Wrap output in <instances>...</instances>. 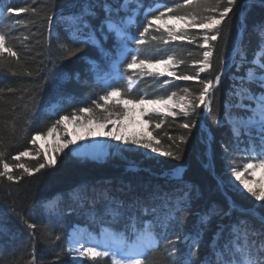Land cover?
I'll return each instance as SVG.
<instances>
[{
	"label": "trees",
	"instance_id": "1",
	"mask_svg": "<svg viewBox=\"0 0 264 264\" xmlns=\"http://www.w3.org/2000/svg\"><path fill=\"white\" fill-rule=\"evenodd\" d=\"M110 2L118 7L117 0ZM152 2L145 0V4ZM164 2L175 7L183 0ZM103 3L104 0H0L3 11V14L0 13V32L6 36V46L19 57V62L15 57H8L7 53L0 57V151L4 152L2 161L13 166L11 174L19 178L9 181L6 177H0V222L5 228L0 232V264H72L67 255H60L59 259L57 255L66 250L74 225L86 224L99 240L112 238V233L107 234L109 227L125 233L127 215L132 211L127 206L132 204L134 198L147 201L155 207L156 215L162 217L185 190L191 197L190 210L177 214L182 218L186 233L193 231L198 217L213 205L227 210L229 203L234 201L243 209L255 212V215L233 212L231 217L217 216L212 220L210 230L203 236L198 257L202 259L207 256L216 260L214 246L210 247L209 244L217 225L227 226L239 217L250 221L258 229L260 219L255 217L264 213L261 206L264 202L257 201L243 190L230 172L232 167H241L244 158L239 150L233 151L235 138L227 119L229 113L237 112L247 119L252 114L251 109L257 107V102L251 99L252 95L259 96L264 91L258 81L252 85L241 83L239 77L244 76L252 65L241 63V53L238 51L243 48L246 60L252 61L258 50L264 48L258 32V26L264 25V6L258 0H237L233 11L219 26L218 39L211 41L208 48L199 47L203 43L199 37L205 30L189 28L184 24L180 26L196 41L189 43L188 40H172L163 28L157 31V26L153 25L143 36V44L129 41L125 49L119 38L110 35L102 42V48L85 46L77 56L66 59L62 45L81 46L68 39L67 18L78 13L82 7L93 4L97 6L99 15L92 24L98 27L104 19ZM209 3L216 4L217 0H209ZM224 6L226 0L220 4V8ZM9 8H28L30 11L8 12ZM177 11L179 14H215L194 6H185ZM139 19L142 30L143 17ZM131 33L139 35L136 28H132ZM134 49H139L140 58L153 64L171 56L173 63L164 72L186 75L199 71L202 65L194 62L203 61L205 51L213 53L210 58L212 67L200 72L199 80L189 81L160 75V72L147 68L128 69L126 58L134 54ZM259 59L264 62V51H260ZM221 69L226 74L216 85L214 79ZM126 76H131L133 81L132 90L127 93L133 103L127 104V113H132L135 105H138L141 107V118L147 122L144 131L133 132L128 137L147 136L150 133L160 141L158 147L172 151L179 159L124 144L121 155L109 156L104 161L60 152L55 154L54 165L46 166L32 175L16 167L24 163L34 168L44 161L45 155L32 143L33 138L48 135L50 129H60L61 125H55V121L62 115L76 114L79 120L76 121L85 124L91 113H81L79 109L92 105V101L103 95L109 86L126 87L127 81L122 78ZM206 80L213 81V89L208 96L210 104L200 105L187 116L178 106L173 116L145 110L144 105L135 102L137 98H167L173 92L176 93L173 100H180L184 96L195 99L202 88L200 81ZM249 87L252 91L247 90ZM124 95L122 91L121 96ZM120 99L112 97L109 108H113L112 101ZM241 103L249 105V109L237 107ZM114 107L118 110L124 108L120 104ZM95 112L97 120L106 114L104 109H95ZM157 123L161 125L159 128L155 127ZM184 123L195 126L185 129L182 127ZM246 140L245 136L241 137L239 148L246 146L243 142ZM225 147L231 153L228 159L225 158ZM22 151H27L29 155L21 156L19 161L12 159ZM131 163L139 166L138 171L126 169ZM182 166H187L186 172L180 179H174V171ZM257 186V183L253 185ZM74 190H79V200L72 199ZM58 196L62 199L49 207L53 198ZM87 200L97 202L103 208V213L97 211L99 215L95 220L89 218L92 209L85 202ZM112 201L122 202L126 211L125 217L115 223L108 212L109 207L114 206ZM135 214L145 222L154 218L139 209L135 210ZM25 221L34 223L36 228H28ZM156 231L162 233L158 236L160 243L155 251L148 254L145 264H179L185 245H175L179 251L173 253V245L165 239V236L174 239L173 231L159 227ZM126 234L132 235L130 231ZM260 239L257 234L252 235L254 244L258 245ZM229 242L227 235L219 242L225 253H228ZM129 243L131 245V241ZM231 243H236L235 236ZM83 264L92 262L85 260ZM96 264H111V259H98Z\"/></svg>",
	"mask_w": 264,
	"mask_h": 264
},
{
	"label": "snow or ice",
	"instance_id": "2",
	"mask_svg": "<svg viewBox=\"0 0 264 264\" xmlns=\"http://www.w3.org/2000/svg\"><path fill=\"white\" fill-rule=\"evenodd\" d=\"M117 3L118 7H114L110 0H104L101 6L104 12V19L98 27L92 24V21L97 19L99 15L96 11L97 6L93 4L82 7L78 13L67 18L66 29L68 31V39L72 41L73 44H79L81 46L71 47L68 44L62 45V51L66 59L77 56L83 51V47L85 46H94L98 49L102 48V42L110 35H115L119 38L125 49H127L129 41L143 44L145 42L143 36L153 25L157 26V31L163 28V31L166 32L172 40H188L189 43L196 42L181 28L168 27L169 22H183L186 27L205 30L202 36L199 37V39L203 41L202 44H199V47L208 48L210 47L211 41H216L218 39L220 35L219 26L228 17L229 13L233 11V7L236 5L237 0H226V6L222 9L220 8V4L224 3V0H217L216 4L209 3V0H183V2H178L175 7L169 6L164 0H153L151 4H145V0H117ZM258 3L264 6V0H258ZM185 6L202 8L204 12L215 14L200 15V13L192 12L179 14L177 10ZM13 11L24 13L30 10L28 8L8 9V12ZM32 11L34 12L35 10ZM120 13H124V15H120ZM141 16L143 17L142 30L140 28L139 19ZM49 20L51 21V17H49ZM17 23L19 22L17 21ZM132 28L137 29L139 32L138 36L135 33H131ZM258 32L261 38V44L264 45V25L258 26ZM153 39H157V37H153ZM165 43H167V40ZM132 51L134 54L126 58L128 69H152L160 66H168L173 63L172 57L169 56L153 64L146 59L140 58L139 49H134ZM238 51L241 53V63H249L252 65L247 69L244 76L239 77L241 83L252 85L258 81L259 87L264 89V62L259 59L260 51H264V48L258 50L257 56L254 57L252 61L246 60L243 48ZM5 53H7L8 57H15L17 62H19L18 54L6 46V36L3 32H0V57H4ZM212 55V51H205L203 53L204 60L194 62L202 66L199 68V71L193 74L177 75L173 71L160 72L159 74L173 76L177 80H199L200 72H204L206 69L212 67L210 63ZM0 63H2V61H0ZM257 72H259V75H257ZM225 74L224 70L221 69L215 76L214 83L219 85L221 77ZM65 78H67L66 73ZM122 78L127 81L126 87L122 88L120 85L109 86L103 95L92 101L94 107L89 105L79 109L81 113H91V115L86 118L85 124L79 126L85 128L88 136L106 135L112 140L122 141L125 145L131 144L140 146L150 149L154 153H160L164 156H171L175 159H179L180 157L175 155L172 151L162 150L158 147L157 145H159L160 141L152 137L150 133L147 136H133L132 138L120 134V131L117 129L118 120L127 118L126 106L129 103H133V99L127 96V93L132 90V77L126 76ZM200 83L202 84V88L195 99H188L187 96L180 98L183 103L179 104V108L186 116L189 113H194L200 105L210 104L208 96L213 89V81L206 80L200 81ZM247 90L252 91L250 87ZM122 91L125 93L124 96H121ZM184 91L187 92L188 89H184ZM175 96L176 93L173 92L167 98L161 97L148 100L137 98L135 102L139 105H168L173 101ZM112 97H121V99L112 101L113 108H109L108 104L109 101L112 100ZM251 99L257 102L258 111L256 108H252V114L249 115L247 119H244L240 112L235 114L229 113L227 118L228 123L231 125L233 137L235 138L233 151L239 150L244 158V163L241 167H232L230 168V172L234 175L235 180L239 181L240 185H242L243 190H246L257 201L264 202V178H262L257 187H253V185L257 183L255 179H249L245 176V173H248L249 176L255 177L257 170L264 169V91H262L259 96L253 94ZM100 101L104 103L102 104ZM116 104L123 105L124 108L121 110L115 109L114 106ZM237 107L243 108L244 110L249 109V105H244L243 103L237 105ZM95 109H104L106 114L97 120ZM153 111L157 113L166 111L167 115H176L170 108H157L153 109ZM145 114H147V111ZM76 120V114L62 115L55 121V125L67 124L68 122L75 123ZM94 120H96L101 127H106L108 124H112L113 127L106 133L91 131L87 128V125L91 124ZM160 126V123L155 125L156 128ZM193 126L195 125L190 123H184L182 125L185 129H190ZM52 130L53 129H50L49 132ZM242 136L247 138L246 141H243L246 146L244 148H239L240 143H242ZM79 138L84 139V137ZM37 139H39V135L33 138L32 143H35ZM209 139H211V137H209ZM74 144L75 138L67 140L64 144V148ZM64 148H59L58 151L62 152ZM224 151L225 158L228 159L231 155L228 147H225ZM74 152L77 155L91 154L88 152L80 153L78 150H74ZM71 154L72 153H69V155ZM28 155L29 153L27 151H22L18 155L13 156L12 159L19 161L21 156ZM3 156L4 152L0 151V163H2L0 177H6L9 181L19 179L11 174L13 166L7 162H3ZM93 157L96 158L94 154ZM54 164L55 158H46L44 161L39 162L34 168L27 167L24 163H20L16 165V167L22 168L25 173L32 175L34 172H39L46 166ZM181 177L182 171L177 169L174 173V178L180 179ZM77 192H79V190H74L72 194L73 200L80 199ZM60 199H62V197L59 196L53 198L48 206L51 207ZM111 203L114 206H110L108 212L113 218V223H115L125 217L126 211L122 202L112 201ZM190 203L191 197L188 190H185L176 198V202L171 209L161 217L156 215L155 207L148 204L147 201L141 200L139 197L134 198L132 204L127 206V208L132 211L127 215L125 233H120L114 228L109 227L108 231L112 233V238L110 239L92 240L90 237L87 239H76L75 236H73L69 238L66 250L57 255V259H59L60 255H67L71 258L72 264H83L85 260L92 262V264H96L98 259L103 258H110L111 264H145L148 254L151 251H155L160 243L158 236L162 235V233L156 231L157 227H159L161 229L173 231V235L175 236L174 239L165 236L168 243L173 245V253L179 251L175 245H185V251L180 255L179 264H264V216L259 217L260 228L258 229L255 228L250 221L240 219L239 217L231 221L227 226L217 225V230L213 234L212 241L209 244L210 247L216 245V247H213L216 260H212L207 256L201 259L198 257V254L203 243V236L210 230L212 220L215 217H231L233 212H238L241 215H255V212L254 210L243 209L234 201L229 203L227 210L218 205H213L198 217V222L194 226L193 231L186 233L181 222L182 218L177 213L190 210ZM261 206L264 207V205ZM136 209L154 218L145 222L142 217L135 214ZM89 218L95 220V214H90ZM25 223L30 229L36 228L34 223L28 221H25ZM4 230V225L0 222V232ZM128 231L132 233L131 236L126 234ZM73 233L78 234V230L73 229ZM241 234H243L242 241ZM253 234H257L261 237L258 245L253 243ZM33 235H35L34 232ZM225 235L228 236L230 241L228 253H231V255L225 253L223 248L219 246V242L225 238ZM233 236L236 237L235 244L231 243ZM56 239L59 240L60 237L57 236ZM129 241H131V245Z\"/></svg>",
	"mask_w": 264,
	"mask_h": 264
},
{
	"label": "rangeland",
	"instance_id": "3",
	"mask_svg": "<svg viewBox=\"0 0 264 264\" xmlns=\"http://www.w3.org/2000/svg\"><path fill=\"white\" fill-rule=\"evenodd\" d=\"M163 23V22H162ZM184 23L183 22H169L168 27H180ZM154 71L158 72H164L167 70V66H160L158 68H152ZM183 103L181 100H173L170 104L164 105V104H159V105H144L145 110L148 111H153V109H166L170 108L172 111L175 110V107H179V104ZM138 105H135V108L133 109V112H128L127 113V118L124 120H118L117 123V129L120 131V134L129 136L131 133L135 132H141L144 131L145 128L147 127V122L141 118V111ZM256 110L258 111V107H256ZM155 112V111H154ZM160 113H167L166 111H161ZM79 121V120H77ZM68 122L67 124H61L60 129L58 130H53L49 132L48 135H39V139L36 140L35 145H37V148L39 151H41L44 155L45 158L47 159H52L56 155V153H60L61 151H58L59 148H64V144L66 143L67 140L73 139L72 135V130L75 129H81L84 127H80L81 121L80 122ZM81 123V124H78ZM98 124L96 121H93L91 124H88V126L92 124ZM112 124H108L106 126V131L103 130L104 133L108 132L109 130L112 129ZM99 141L101 142V150L95 154L96 159L104 161V159H107L109 156H113L115 154L121 155V149L124 147V143L122 141H115L112 140L111 138L107 137L106 135H100L99 136ZM80 148L86 145V148H89L90 145H92V140L88 139L86 142L84 140H81L79 142ZM79 148V149H80ZM76 145H69L67 148H64V150L61 152V154H69L72 153L74 156L78 158L82 157H90L94 158L92 153L90 155H77L74 150H78ZM89 153V152H88ZM71 154V155H72ZM245 176L248 177L249 179H255L257 184H259L264 178V169H259L257 170V173L255 177L249 176L248 173H245ZM81 225V224H80ZM83 226V225H82ZM87 225L83 226L84 228ZM89 229V228H87Z\"/></svg>",
	"mask_w": 264,
	"mask_h": 264
},
{
	"label": "bare ground",
	"instance_id": "4",
	"mask_svg": "<svg viewBox=\"0 0 264 264\" xmlns=\"http://www.w3.org/2000/svg\"><path fill=\"white\" fill-rule=\"evenodd\" d=\"M88 129H90L91 131H94V132H97V133H100V132H103V130L106 129V127H101L100 124H92L90 126L87 127ZM106 131V130H105ZM72 135H73V139L75 138V145L77 147V149H79L80 147V144L79 142L81 140H84L85 142L88 140V139H91L92 140V145H90L89 148H86V145L83 146L82 148L79 149L78 152L80 153H84V152H89V153H92V155L94 154H97L98 151L101 150V142L99 141V136L100 135H94V136H88L86 134V131H85V128H81V129H73L72 130ZM79 137H84V139H80ZM87 202V204H90V207H91V212L89 214H95V217L99 215V213H103V209L100 205H98L97 202L93 203L92 200H87L85 201ZM98 205V206H97ZM93 207V208H92ZM101 210V211H99ZM97 211H99V213H97ZM90 216V215H89ZM260 216H264V213H260L257 215V217H255L257 220H259L258 218ZM74 229H77L78 230V234H74L73 233V230H71V237L75 236L76 239H80V238H85L87 239L86 237V231H85V228L83 229V227H74ZM83 229V230H82Z\"/></svg>",
	"mask_w": 264,
	"mask_h": 264
},
{
	"label": "water",
	"instance_id": "5",
	"mask_svg": "<svg viewBox=\"0 0 264 264\" xmlns=\"http://www.w3.org/2000/svg\"><path fill=\"white\" fill-rule=\"evenodd\" d=\"M115 155H117V154H115ZM86 158H89V159H92V158H90V157H86ZM109 158V157H108ZM107 158V159H108ZM93 159H96V158H93ZM92 159V160H93ZM107 159H104V160H107ZM97 160V159H96ZM99 160V159H98ZM99 161H102V160H99ZM126 169L127 170H132V171H138V169H139V166L138 165H136V164H133V163H131L130 165H128L127 167H126ZM180 170L182 171V175L186 172V170H187V166H182L181 168H180ZM176 171H174V173H175ZM165 174H169V172H166ZM173 178H174V174H173ZM176 179V178H175Z\"/></svg>",
	"mask_w": 264,
	"mask_h": 264
}]
</instances>
